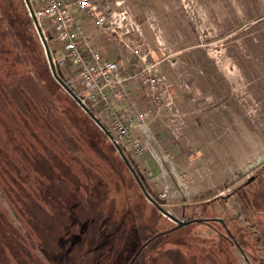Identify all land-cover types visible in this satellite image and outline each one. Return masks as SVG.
I'll use <instances>...</instances> for the list:
<instances>
[{
	"label": "rangeland",
	"instance_id": "1",
	"mask_svg": "<svg viewBox=\"0 0 264 264\" xmlns=\"http://www.w3.org/2000/svg\"><path fill=\"white\" fill-rule=\"evenodd\" d=\"M102 1L127 12L123 40L171 85L152 92L149 72L127 83L143 121L120 149L163 208L181 221L221 219L239 243L222 225H192L164 236L146 261L264 264V0ZM78 17L101 51L125 59L124 76L144 69L119 36ZM40 25L78 94L55 23ZM141 137L167 158L166 174ZM175 225L55 80L25 1L0 0V264H130L145 234Z\"/></svg>",
	"mask_w": 264,
	"mask_h": 264
},
{
	"label": "built area",
	"instance_id": "2",
	"mask_svg": "<svg viewBox=\"0 0 264 264\" xmlns=\"http://www.w3.org/2000/svg\"><path fill=\"white\" fill-rule=\"evenodd\" d=\"M34 1L36 0H30L31 3ZM41 2L43 5L38 10H33L34 14L39 22L50 20L55 23L58 41L63 44L65 51L62 61L71 62L76 68L72 81L79 87L77 96L109 131L116 145L130 142L129 133L137 128L135 123L143 121V116L140 115L128 92L127 83L136 78H143L145 73L149 72L147 83L152 92L162 86L168 88L171 86L164 75L157 74V70H153L154 65L146 63L147 59L140 46H134L123 40L120 31L131 17L127 12L108 13L102 6V0H73L72 3H67L66 0H41ZM78 14L89 21H94L110 36H119L123 50L145 65L144 69L136 75L124 76L125 59H110L101 51L93 42ZM129 32L130 30L127 29L126 34ZM141 140L145 148L150 151V142H144L142 137ZM137 145H140V140ZM150 152L166 174L167 167L164 161L167 158L162 152L159 155L155 149Z\"/></svg>",
	"mask_w": 264,
	"mask_h": 264
},
{
	"label": "water",
	"instance_id": "3",
	"mask_svg": "<svg viewBox=\"0 0 264 264\" xmlns=\"http://www.w3.org/2000/svg\"><path fill=\"white\" fill-rule=\"evenodd\" d=\"M27 7L30 10V15L31 18L33 20V23L35 25V28L40 36L41 42L45 48V53H46V57L48 60V64L51 70V73L53 75V77L55 78V80L58 82V84L62 87V89L76 102V104L96 123V125L108 136L109 140L113 142L114 146L116 147L117 151L119 152L120 156L122 157L124 163L126 164V166L129 168L130 172L132 173L134 179L136 180L138 186L140 187L142 193L144 194V196L146 197V199L165 217H167L168 219L172 220L173 222L178 224V227L181 228L184 225H186L187 223H184L183 221H181L180 219H178L177 217H175L172 213H170L169 211H167L165 208L162 207V205H160L153 197L152 195L146 190V188L143 185L142 180L138 177V175L136 174L134 168L131 166V164L129 163L128 159L126 158V156L124 155V153L122 152V150L120 149V147L118 145H116V143L114 142L112 136L110 135L109 131L104 127V125L96 118V116L90 111V109L81 101V99L77 96V94L66 84V82L62 79L60 73L58 72V70L56 69L50 48L48 46V42L47 39L44 35V32L41 28L40 22L38 21V19L36 18L34 11L31 8V2L30 0H24ZM218 222H222L223 220L221 219H216ZM135 260V257L133 258V260L130 262V264H133Z\"/></svg>",
	"mask_w": 264,
	"mask_h": 264
},
{
	"label": "flooded vegetation",
	"instance_id": "4",
	"mask_svg": "<svg viewBox=\"0 0 264 264\" xmlns=\"http://www.w3.org/2000/svg\"><path fill=\"white\" fill-rule=\"evenodd\" d=\"M122 158V157H121ZM123 160V159H122ZM124 162V161H123ZM126 165V164H125ZM132 166V165H131ZM127 167V166H126ZM128 168V167H127ZM128 170H129V168H128ZM130 171V170H129ZM136 181V180H135ZM241 188V187H240ZM241 190V189H240ZM239 191V190H238ZM32 213V212H31ZM73 216H70L69 218L71 219H74L75 221L74 222H72V223H78L79 221H80V219L78 218V215H76V211L74 210L73 212ZM161 214V213H160ZM162 215V214H161ZM51 216V215H50ZM139 215H137V217H138ZM176 217V216H175ZM69 219V220H70ZM170 220V219H169ZM172 221V220H171ZM173 222V221H172ZM184 223H187L186 225H184L183 227H181V228H179L178 227V224L177 223H175V222H173V223H175L176 225L175 226H173V227H171V228H169V229H167V230H164V231H161V232H159L158 233V235H156V236H154V237H152V236H150V234L149 235H147V234H145V238H144V240H142V244L140 245V247H139V249H138V251L136 252V254L134 255V257L136 258L151 242H153V241H155L156 239H157V237H159V236H165L164 234L166 233V232H172V231H174V230H178V229H182V228H186V227H189V226H192V225H201V224H207V226H209V228H211L212 227V223H215V224H218V225H222V227L224 228V230L226 231V233H228V235L231 237V239H232V241L233 242H235V244L239 247V243L238 242H236L237 241V238L234 236V234H232L230 231H229V229H227V227H226V223L224 222V221H222V222H218L216 219H208V218H201V219H195V218H190V219H187L186 221H183ZM53 225H56V224H54V223H52ZM144 226V225H143ZM55 228H57V227H55ZM144 229H146V227L144 226ZM148 230V229H147ZM51 231H53V230H51ZM148 231H151V230H148ZM53 234V232H49V233H47L48 235L49 234ZM51 234V235H52ZM170 234H172V233H169L168 235H170ZM47 235V236H48ZM147 236V237H146ZM50 237V236H49ZM247 254V253H246ZM250 257V256H249ZM133 260V259H132Z\"/></svg>",
	"mask_w": 264,
	"mask_h": 264
},
{
	"label": "trees",
	"instance_id": "5",
	"mask_svg": "<svg viewBox=\"0 0 264 264\" xmlns=\"http://www.w3.org/2000/svg\"><path fill=\"white\" fill-rule=\"evenodd\" d=\"M20 41H21V39H20ZM22 49L24 50V53L26 54V55H28L29 56V51L26 49V47H22ZM73 100V99H72ZM86 140L87 139H85V140H82V143L84 144V145H86V146H88V143H86ZM73 178V177H72ZM74 179V178H73ZM145 227H146V231H148V230H151V229H149V227L147 226V225H145ZM148 229V230H147ZM181 230H183V228L182 229H176V230H174V231H172V232H166L164 235H165V237L166 236H168V234L169 233H172V234H176L177 232H179V231H181ZM172 234H170V235H172ZM156 235H158V233L156 232H151V234H150V236H152V237H154V236H156ZM227 235H228V233H227ZM218 236L220 237V233H218ZM228 237V236H227ZM164 238V236H159V237H157V239L155 240V241H153V242H151L136 258H135V260H134V262H133V264H150L149 262H147L146 261V254L148 253L147 251H150V250H154L155 248H157L158 247V243H160V241L162 240ZM228 238H230V236L228 237ZM231 239V238H230ZM228 241V240H227ZM231 241H232V239H231ZM147 252V253H146ZM134 258V256L130 259V262L132 261V259ZM254 260H255V258H254ZM129 262V263H130Z\"/></svg>",
	"mask_w": 264,
	"mask_h": 264
}]
</instances>
